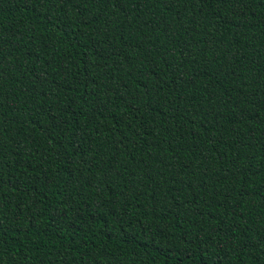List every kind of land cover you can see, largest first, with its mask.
<instances>
[{"label": "trees", "instance_id": "16d2710c", "mask_svg": "<svg viewBox=\"0 0 264 264\" xmlns=\"http://www.w3.org/2000/svg\"><path fill=\"white\" fill-rule=\"evenodd\" d=\"M0 264H264V0H0Z\"/></svg>", "mask_w": 264, "mask_h": 264}]
</instances>
